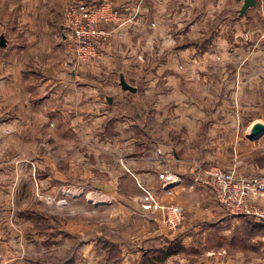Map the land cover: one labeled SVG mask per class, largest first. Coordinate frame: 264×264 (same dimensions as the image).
Wrapping results in <instances>:
<instances>
[{
  "label": "crops",
  "instance_id": "obj_1",
  "mask_svg": "<svg viewBox=\"0 0 264 264\" xmlns=\"http://www.w3.org/2000/svg\"><path fill=\"white\" fill-rule=\"evenodd\" d=\"M53 4L0 0V40L5 38V46L0 41V170L22 172L0 178V264H42L46 259L33 257L35 245L28 242L32 235L46 233L23 232L12 220L22 212L15 203L31 185L24 170H49L32 184H54L61 178L73 185L71 142L62 147V139L85 143L90 158L85 157L86 171L80 176L86 184L94 186V171L102 170L107 184L121 187L124 194L130 188L141 213L147 212L140 204L141 185L162 202L185 209V219L175 229L156 217L150 233L144 228L148 234L143 239L119 249L120 264H264L259 235L264 234V219L227 213L212 191L195 180L201 167L229 168L237 158L244 176L264 178V131L252 134L255 124L264 125V0L243 14L244 0H113L124 25L115 29L99 60L78 67L67 65L62 16ZM106 27L115 28L112 23ZM209 31V44L196 48L193 41ZM121 76L137 91L123 89ZM124 101L145 114L119 113ZM16 139L22 142L20 158ZM35 139L37 145L30 146ZM166 169L177 175L168 189L160 178ZM110 187L103 189L107 199L125 200ZM252 200L264 206V197ZM237 219L243 220L239 228ZM228 232H234L235 241L242 234L256 236L254 244L205 245L210 235ZM156 237H179L180 245H167L159 258H149L140 247ZM192 239L204 245L188 243ZM195 247L204 255L200 260L185 254ZM71 250L73 245L64 255Z\"/></svg>",
  "mask_w": 264,
  "mask_h": 264
},
{
  "label": "rangeland",
  "instance_id": "obj_2",
  "mask_svg": "<svg viewBox=\"0 0 264 264\" xmlns=\"http://www.w3.org/2000/svg\"><path fill=\"white\" fill-rule=\"evenodd\" d=\"M65 1L66 3L64 4ZM69 1L71 2V0H52V4L54 3L53 5H56L57 8H60V10H57L56 8L55 13L58 15L57 12H60L59 15L62 16V22L64 18V11L67 7V4H69ZM135 80L136 79L133 81L145 83L144 79ZM210 91L212 92L211 89ZM142 93L144 95V91H142ZM43 140L45 141L46 139ZM61 141L62 147H69V143L71 142L72 149L70 151L73 152L72 157H74V160L72 159V167H76V169L73 170V173L74 175L76 174V177H81L80 175H84L86 171L85 157L90 158L86 154L85 143L83 141H78V139H62ZM38 142L39 140L35 139V141H33L32 145L30 146L37 145ZM21 143L22 142L20 139H16L18 158H20L19 155H22ZM51 143H53V139H51ZM57 144H59V142H57ZM52 152L55 153L54 155L56 156V150H52ZM79 153H83V156ZM97 154L99 158L97 163L102 165V154L100 152ZM9 156L10 158L12 157L11 160L13 158L15 160L17 157L14 154V150H11ZM259 156H261L260 151L257 153L256 158ZM21 160L22 159H18L17 162L21 163ZM237 160L238 162H234L231 167L223 169L235 170L236 175L238 176L247 175L241 170L242 159L237 158ZM59 164L62 166L61 168L66 169L65 166H67V164L65 160L61 159ZM59 171L61 170H58L57 174L61 176ZM94 173L96 177L94 180L96 181V184L94 186L90 184L69 185L67 181L65 182V180H62L60 177V180H56L54 184L46 182L43 185H36L34 182L32 184V180L39 179L45 174H49V170L33 169L23 171L24 177L30 179L31 185L27 187V190H25L24 197L20 196L18 199L19 201L15 203L16 208L17 206L22 207V212L18 214V217L14 218L12 221L14 222L15 227L18 229L20 228L23 232L29 231L30 233H35L43 230V232L46 233L39 235L28 234L34 236L28 238L29 244L35 245L30 251L33 254V257L36 256V259L38 260L46 258L45 261L48 259L58 261L66 256L64 253H67L72 245L73 248L75 245H79L76 254L74 255L75 257L73 264H120L118 261V257L120 256L119 250L113 246L111 243L112 241L119 239L120 241L130 242L143 239L144 236L148 234L145 232L144 228L146 231H148L147 229H149V225H151L150 230L152 231V227H155L154 222L157 223L155 220L156 217L161 219L162 222L168 227L164 221V211L162 209L148 210L143 207L144 189H149L148 187L142 185L140 186L141 191L143 192L140 204L142 209L148 212L145 213L143 211V213H141L139 206H137L139 203L134 202L131 198L133 197V194L130 195L127 192H132L130 188L126 187V194H124V192L120 190L121 187L112 186L111 184L106 183L104 180V177L106 176L102 175V170H95ZM12 174L15 176H21V169L0 170V178H8V176H11ZM105 183L111 186V190L113 188L119 189V193H122L121 195L124 194L125 200H120V197L115 198L114 200L107 199V197L104 195L105 193H103V189H107V185H105ZM17 188L18 186L16 187V195ZM209 189L211 190V188ZM157 197L159 199V203L163 206L173 204L167 202L164 203L160 200L159 196ZM258 197H264V195ZM252 199L250 202H252L254 209L264 212V206L260 207L256 205V201ZM129 201L133 202V204H131ZM156 214H158V216ZM242 221V219H237V228L242 226V224L239 225L242 223ZM228 225L229 222L226 221L224 227ZM151 231L148 232L150 233ZM233 233L234 232H228L226 235L217 236L216 238L215 236L210 235L209 238H205V245H213L217 241L218 244L220 243L219 245L254 244L252 243L251 239L256 236L248 237L247 234H242L237 236L238 238L235 241L233 239ZM261 234H259L262 236L260 240L263 239L262 244H264V234ZM195 237L197 238V236ZM192 241L194 242L195 240L192 239L188 243H192ZM193 245H198L201 247V245L203 246L204 244L203 242L199 243L196 241L193 243ZM185 252H187L185 253L186 255L199 258V260L204 256L200 255L196 247L194 248V251L186 250Z\"/></svg>",
  "mask_w": 264,
  "mask_h": 264
},
{
  "label": "built area",
  "instance_id": "obj_3",
  "mask_svg": "<svg viewBox=\"0 0 264 264\" xmlns=\"http://www.w3.org/2000/svg\"><path fill=\"white\" fill-rule=\"evenodd\" d=\"M135 16H132L133 18ZM124 16L113 4V0L91 2L78 0L69 4L64 11L62 37L65 41L67 65L78 67L99 60L104 54L105 45L113 37L115 29L124 25ZM112 23L115 28L109 29ZM0 101V112L2 110ZM202 173L196 181L211 188L218 203L231 215H256L264 219V212L254 209L250 200L264 195V178L236 175L235 170H224L213 165L201 167ZM166 189L177 181V175L169 169L160 174ZM168 191V190H167ZM143 207L148 210L162 209L168 228H177L185 218L184 208L172 204L163 206L157 194L151 189H144Z\"/></svg>",
  "mask_w": 264,
  "mask_h": 264
},
{
  "label": "trees",
  "instance_id": "obj_4",
  "mask_svg": "<svg viewBox=\"0 0 264 264\" xmlns=\"http://www.w3.org/2000/svg\"><path fill=\"white\" fill-rule=\"evenodd\" d=\"M223 16L224 15H222V18H223ZM211 38H212V31H209L204 37L193 41V43L195 44L196 48H205L209 44V42L211 41ZM142 84H141V86H142ZM135 112L145 114L144 111H142L141 109L139 110L137 106L131 105V103L128 101H124L122 109L119 110V113H127V114L133 115V116H135V114H136ZM70 180H71V182H73V184H77V185L78 184H86V180L81 178V177H71ZM111 243L118 250L122 247L132 248V246H131L132 244L130 242L120 241L119 239H116V240L112 241ZM167 245H169L170 248H172L173 245H180V238L177 237L176 239H173V240H169L166 238H159V237L147 239L142 243L140 250L142 252H144L145 254H147L146 256L149 258L150 257L151 258L152 257L159 258L160 257L159 253L162 252L163 250H165ZM78 246L79 245H75L73 250H71V252L68 255L64 256L63 258H61L57 262H53L50 260H46V261L42 260L40 262L42 264H64L67 261H69V262L73 261L74 257H75L74 255L76 254Z\"/></svg>",
  "mask_w": 264,
  "mask_h": 264
},
{
  "label": "water",
  "instance_id": "obj_5",
  "mask_svg": "<svg viewBox=\"0 0 264 264\" xmlns=\"http://www.w3.org/2000/svg\"><path fill=\"white\" fill-rule=\"evenodd\" d=\"M257 4V0H244V4L240 10V13H245L247 11V9L251 6H254ZM1 45L5 46V38L1 37ZM121 86L123 87V89L125 90H129L132 92H136L137 91V87L130 85L124 78V76H121ZM264 131V125H262L261 123H257L254 125L253 130H252V134L253 135H259Z\"/></svg>",
  "mask_w": 264,
  "mask_h": 264
}]
</instances>
